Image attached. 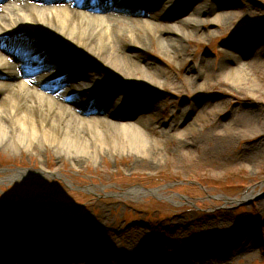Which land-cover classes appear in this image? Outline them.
Listing matches in <instances>:
<instances>
[{"label": "rangeland", "instance_id": "374dc122", "mask_svg": "<svg viewBox=\"0 0 264 264\" xmlns=\"http://www.w3.org/2000/svg\"><path fill=\"white\" fill-rule=\"evenodd\" d=\"M230 2L232 20L193 29L183 58L161 52L149 28L138 24L135 33L148 51L137 55L165 73L155 92L156 128L147 131L162 146L159 156L105 151L75 164L52 148L18 151L0 144V228L23 223L26 231L69 233L102 251L87 264H264V0ZM146 7L140 19L179 26L175 5L151 16ZM226 49L243 50L241 84L223 75ZM205 60L203 77L193 82L190 69ZM125 93L134 98L146 90L134 84ZM189 105L197 108L188 121L193 126L164 139L174 112ZM93 108L89 113L97 114ZM121 115L124 121L138 117L133 110ZM43 165L61 172L7 178L16 168ZM135 186L146 192L128 193ZM157 190L162 194H151ZM253 190L252 198L242 199Z\"/></svg>", "mask_w": 264, "mask_h": 264}, {"label": "bare ground", "instance_id": "6f19581e", "mask_svg": "<svg viewBox=\"0 0 264 264\" xmlns=\"http://www.w3.org/2000/svg\"><path fill=\"white\" fill-rule=\"evenodd\" d=\"M181 1L0 0V144H11L18 151L52 148L75 164L105 151L159 156L162 146L158 140L151 142L147 131L156 128L155 92L163 88L165 73L137 55V50L148 51L144 36L135 33L138 24L149 28L154 35L151 42L157 38L161 52L183 58L185 41L193 29L224 26L233 15L231 0H206L194 7L192 0ZM167 5L178 7L174 12L180 18L179 26L138 16L145 7L151 16L153 9L163 10ZM34 46L40 47L32 51ZM226 51L230 56L225 59L223 75L241 84L247 72L242 64L244 53L238 56L233 49ZM206 62L190 69L193 82L203 77ZM134 84L145 88L146 94L133 98L125 93ZM91 108L98 113H89ZM123 109L136 111L137 119L124 121ZM196 109L189 105L176 110L162 137L171 141L176 129L185 134L193 126L188 121ZM33 167L16 168L7 178L34 171L41 175L61 172L46 165L37 170ZM141 192L146 190L140 186L128 190L130 194ZM155 194L162 193L157 190ZM254 195L253 190L242 199ZM238 224L244 225V221ZM33 229L26 231L23 223L0 228L2 242L12 250L4 259L0 249V264H23V258L49 260V264H87L102 253L69 233ZM211 252L215 256L219 251Z\"/></svg>", "mask_w": 264, "mask_h": 264}, {"label": "water", "instance_id": "95a60500", "mask_svg": "<svg viewBox=\"0 0 264 264\" xmlns=\"http://www.w3.org/2000/svg\"><path fill=\"white\" fill-rule=\"evenodd\" d=\"M142 188H143V187H142ZM143 189H144V188H143ZM147 190H148V189H147ZM151 194H155V192H152V191H151Z\"/></svg>", "mask_w": 264, "mask_h": 264}]
</instances>
